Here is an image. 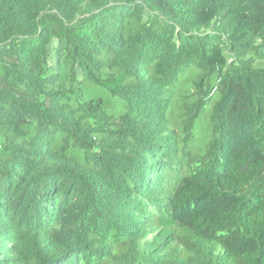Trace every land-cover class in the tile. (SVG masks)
<instances>
[{"label": "trees", "instance_id": "16d2710c", "mask_svg": "<svg viewBox=\"0 0 264 264\" xmlns=\"http://www.w3.org/2000/svg\"><path fill=\"white\" fill-rule=\"evenodd\" d=\"M0 264H264V0H0Z\"/></svg>", "mask_w": 264, "mask_h": 264}]
</instances>
